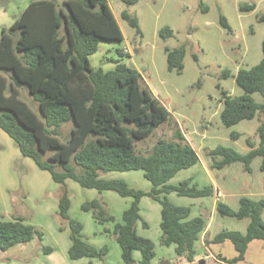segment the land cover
Returning <instances> with one entry per match:
<instances>
[{
	"label": "trees",
	"instance_id": "1",
	"mask_svg": "<svg viewBox=\"0 0 264 264\" xmlns=\"http://www.w3.org/2000/svg\"><path fill=\"white\" fill-rule=\"evenodd\" d=\"M140 0H122L129 8ZM243 12L255 10V5H243ZM138 32L137 18L128 10L122 13ZM264 22V14L259 18ZM221 25L230 29L227 19L221 16ZM167 40L174 36L169 27L160 31ZM124 42V35L108 0H34L9 28H3L0 38V129L17 145L23 157L50 173L52 180L66 187L68 180L84 189L98 192L113 191L132 202L123 213L122 223L105 209L99 200L87 201L82 210L92 212L100 225L112 223L105 233L114 236L124 264H136L134 252H140V264H152L156 247L151 239L140 236L137 226L148 223L141 215V200L149 196L161 206L160 244L175 246V253L192 263L197 256L196 244L207 226L201 217H191L189 207L172 203L168 195L187 198H206L214 195L212 186L200 187L193 179L171 184L182 170L200 162L195 148L176 124L171 140L160 139L148 153L137 150V143L145 141L171 117L164 104L144 85L141 73L123 63L125 56L117 50L119 58L113 59L115 68L105 71L94 68L90 56L96 54L100 44ZM125 54H124V53ZM167 69L181 74L184 70L186 46L165 48ZM128 56V55H126ZM243 94L231 95L222 90L223 108L221 122L232 127L242 121L259 116L257 129L259 143L248 139L250 150L243 154L219 146L208 150L212 158L211 169H223L242 163L246 172H252V163L262 158L264 173V41L262 59L251 68H240L232 75ZM27 91L37 110L22 98ZM260 94L262 102L254 98ZM72 124L69 138L62 140V128ZM239 133L231 138L238 140ZM143 171L152 185L149 192L131 187L121 179H106L111 172ZM71 201L64 190L59 199V215L70 226L68 251L70 260L84 258L104 261L108 246L97 248L87 242L83 225L70 217ZM217 215L238 220L248 219L245 232L224 229L216 234L210 244L234 245L237 256L233 259L218 255L227 264L245 261L249 246L254 241L264 243V195L259 198L243 196L238 209L218 201ZM63 231V228L61 229ZM40 241L43 233L25 218L0 219V250ZM45 254L52 249L43 248ZM163 264V263H162Z\"/></svg>",
	"mask_w": 264,
	"mask_h": 264
},
{
	"label": "rangeland",
	"instance_id": "2",
	"mask_svg": "<svg viewBox=\"0 0 264 264\" xmlns=\"http://www.w3.org/2000/svg\"><path fill=\"white\" fill-rule=\"evenodd\" d=\"M108 2L117 17L124 42L100 44L98 52L90 56L92 66L105 71L113 70L116 66L113 59L119 58L117 50L124 51L127 47L129 54L124 53L122 62L141 73L144 85L165 104L171 121L184 129L201 156V164L180 171L170 183L177 185L193 179L195 183L204 186L207 179L203 168L208 165L224 194V198L219 201L227 203L231 208L238 209L243 196H263L261 157L253 161L251 173L244 170L242 163L212 170V158L206 152L224 146L245 154L250 150L248 139L259 143V116L226 127L221 122L220 113L223 108L222 90L234 96L243 94L235 79L231 76L224 78L223 72L229 70L235 75L240 68H251L262 59L264 22H260L259 18L264 14V0H140L129 8L122 0ZM4 4L8 5L9 12L16 8L13 0H0V6ZM251 4L255 5L254 11L240 10L241 6ZM126 10L137 18L140 32L122 18ZM221 16L227 19L231 31L221 25ZM165 27L174 32V36L167 40L159 34ZM1 35L0 26V38ZM182 45L186 46L184 70L181 74L170 72L167 69L165 48L174 49ZM22 98L37 110V105L32 102L27 91L22 94ZM254 98L262 102L260 94H254ZM173 122L162 124L149 138L138 142L137 150L148 153L160 139L171 140L175 129ZM71 127L72 124L63 126V141L69 138ZM234 132L241 134L236 141L231 138ZM104 178L121 179L131 187L146 192L152 188L141 170L111 172L105 174ZM65 188L71 201L69 215L83 225L86 239L98 247L109 248L105 260L98 264H123L116 239L112 235L103 234L105 228H113L112 223L98 224L92 212L82 210V205L87 201L99 200L115 221L122 223L123 213L131 205L132 199L123 198L113 191L100 193L94 189H84L72 180H68L66 187H62L52 180L49 172L39 169L31 159L23 157L15 142L1 129L0 219L23 217L43 233V240L34 238L31 242L16 245L7 251L0 250V264H89V259L72 261L68 258L70 226L59 215V199ZM168 198L172 203L188 206L194 214H198L197 200L176 194H169ZM140 207L149 227L145 228L140 222L137 232L154 242L156 257L153 264H162L164 261L170 264H189L185 259L177 263L179 257L174 246L160 244V204L145 196ZM248 224V219L238 220L218 215L212 232L218 234L224 229L245 232ZM254 243L247 254V261L239 264H260L264 253L256 251V243L263 242ZM43 248H50L53 253L45 255ZM210 249L214 254L222 252L229 259L237 256L230 242L213 244ZM135 259L141 260L140 252L135 253ZM200 260L197 259L195 264H226L211 258L202 257Z\"/></svg>",
	"mask_w": 264,
	"mask_h": 264
},
{
	"label": "crops",
	"instance_id": "3",
	"mask_svg": "<svg viewBox=\"0 0 264 264\" xmlns=\"http://www.w3.org/2000/svg\"><path fill=\"white\" fill-rule=\"evenodd\" d=\"M34 0H13V2H15L16 4V8L14 11L12 12H9L8 10V5L6 6V4H4L3 6H0V26L2 27V30L3 28H9L13 23L14 21L23 13V11L27 8V6ZM114 13V12H113ZM115 15V13H114ZM116 17V15H115ZM117 19V17H116ZM118 21V20H117ZM3 25V26H2ZM124 53V52H123ZM119 57V56H118ZM165 105V104H164ZM167 108V107H166ZM173 122V121H172ZM173 124H177L181 130V132L184 134V136L186 137V139L192 144V146L194 147V144L191 142V140L189 139V137L186 135V133L184 132V129L178 124V123H175L173 122ZM195 148V147H194ZM19 150V149H18ZM196 150V149H195ZM20 151V150H19ZM197 154L199 155L198 151L196 150ZM22 155V154H21ZM199 158H200V162L199 164H201V156L199 155ZM197 164V165H199ZM196 165V166H197ZM195 167V166H194ZM203 172L205 174V177L207 179V182L204 186H212L213 189H214V195L212 197H206V198H192L194 200H197V205L198 206V214H194L191 210V217L194 218V217H198V216H201L203 217L206 222H207V226L202 234V237H201V240L199 242H197L196 244V251H197V256L195 258V261L192 262V263H189V264H195L196 263V260L197 259H201L203 257V259H214L216 260L217 262H222L218 259V255H221L223 257H226L222 254V252H219L218 254H214L213 252H211V249H210V246L213 245V244H208L207 242L208 241H211L213 239V237L216 235L214 232H212V230L214 229V225L215 223L218 221V215H217V204H218V201L220 198H224V194L221 192L218 184L215 182L209 168H208V165L206 168H203ZM200 187H204V186H201L199 184ZM264 195V194H262ZM187 198V197H186ZM207 199V200H206ZM142 202V200H141ZM210 202V203H209ZM140 206H141V203H140ZM184 207H188V206H184ZM191 209V208H190ZM141 215H142V212H141ZM143 217V216H142ZM144 219V217H143ZM5 220H12L11 218H7ZM146 221V220H145ZM147 222V221H146ZM160 222H161V211H160ZM148 223V222H147ZM149 225V224H148ZM160 225V224H159ZM113 226V224H112ZM112 230V228H111ZM84 232V230H83ZM84 234V233H83ZM103 234L105 235H110V234H107L105 233V229L103 231ZM161 235V233H160ZM85 236V235H84ZM86 238V237H85ZM87 240V239H86ZM88 243L96 246L95 244L91 243L89 240H87ZM256 242V241H254ZM254 242H252L249 246V249L247 251V254L249 252V250L251 249V246L253 244H255ZM257 244V249L256 251H261L262 253H264V243H256ZM71 246V245H70ZM97 248H101V247H98L96 246ZM174 249H175V246H174ZM199 249V250H198ZM137 252V251H136ZM134 252V258H135V253ZM203 252L205 254H203ZM53 253V251H52ZM52 253L50 254H45V255H51ZM247 254H246V257H245V262L247 261ZM68 258H69V255H68ZM70 259V258H69ZM84 259H88V258H84ZM182 259L184 258H179V260H177V263L180 262ZM82 260V259H80ZM90 262L89 264H98L99 262H101L100 260L98 259H89ZM136 260V259H135ZM72 261H78V260H72ZM137 261H141V260H136ZM201 263L204 262V260H200ZM123 262V261H122ZM165 264H170L166 261H164ZM163 263V264H164ZM124 264V263H123ZM152 264H153V261H152ZM179 264V263H178ZM227 264V263H226ZM260 264H264V258L260 261Z\"/></svg>",
	"mask_w": 264,
	"mask_h": 264
},
{
	"label": "built area",
	"instance_id": "4",
	"mask_svg": "<svg viewBox=\"0 0 264 264\" xmlns=\"http://www.w3.org/2000/svg\"><path fill=\"white\" fill-rule=\"evenodd\" d=\"M124 52H125V53H129V51H128V48H127V47H125V49H124Z\"/></svg>",
	"mask_w": 264,
	"mask_h": 264
}]
</instances>
